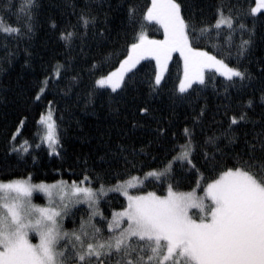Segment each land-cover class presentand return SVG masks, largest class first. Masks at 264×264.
Instances as JSON below:
<instances>
[{
    "label": "snow or ice",
    "instance_id": "snow-or-ice-1",
    "mask_svg": "<svg viewBox=\"0 0 264 264\" xmlns=\"http://www.w3.org/2000/svg\"><path fill=\"white\" fill-rule=\"evenodd\" d=\"M258 13L264 16V0H255V7L246 11L240 0H218L214 23L205 22L203 0H150L143 5L139 0L0 3L4 64L16 56L9 52L10 41L17 50L25 42V65H31L37 53L30 44L41 15H46L48 27L63 49V60L56 59L47 69L51 75L41 81L36 101L54 79L59 82L67 76V91L80 83L82 77L75 71L78 62L86 66L81 68L90 80L86 107L91 105L93 113L96 100L106 94L101 107L106 103L110 111L119 112L113 105L129 96L135 103L144 83L150 96L160 95L174 54L183 63L174 106L199 104L200 94L210 82L219 96L214 78H224L223 98L215 110H210L205 98L199 110L194 109L191 125L179 133L170 130V119L156 116L148 106H139L137 112L155 122L156 128L152 139L139 140V147L134 135L137 127L144 126L139 122L120 127L116 143L111 129H98L103 148L100 171L89 169L84 160L80 178L70 181L49 183L31 171L27 175L11 171L26 164L27 157L36 165L38 156L33 152L41 148L48 157L61 161V175L69 159L80 162L78 156H68L64 130L49 101L47 113L36 122L38 142L25 140L17 145L18 127L0 158V172L4 173L0 179V264H264V57L250 60L257 28L244 22L249 17L254 20ZM6 17L15 23H5ZM149 25H158L163 39L150 38ZM225 30L227 46L217 43L213 51L200 46L213 35L218 39ZM238 30L240 42L236 44ZM120 40L124 45L118 51ZM233 49L234 66L229 63ZM242 60L255 63L256 71L239 63ZM142 61H155L147 81L138 79ZM230 89L248 95L246 103L238 106L239 112L233 111ZM256 108L261 111L256 113ZM142 157L153 162L159 158L161 166L145 170ZM72 168L68 164V174L75 176ZM193 176L195 187L178 190ZM148 184L167 186L161 195L145 191ZM34 194H42L46 203H34ZM109 194L125 200L110 218L101 208ZM81 206L84 212L77 221L74 217ZM68 219L71 229L65 227Z\"/></svg>",
    "mask_w": 264,
    "mask_h": 264
},
{
    "label": "trees",
    "instance_id": "trees-1",
    "mask_svg": "<svg viewBox=\"0 0 264 264\" xmlns=\"http://www.w3.org/2000/svg\"><path fill=\"white\" fill-rule=\"evenodd\" d=\"M4 0H0L3 3ZM14 3L19 4L21 0H13ZM47 2V0H45ZM116 0H113L115 3ZM143 5L149 3L150 0H139ZM225 3L228 0H224ZM235 3V0H231ZM218 0H203L205 6V22L214 23L213 11ZM245 11L249 7L255 6V0H240ZM248 27H252L253 23L257 28L256 47L253 49V55L250 60L255 61L260 57H264V40H261V36H264V16L257 14V17H249L244 21ZM5 23L14 24V19L5 18ZM120 20L115 21V25H119ZM42 25V26H41ZM146 31L150 38L162 39V29H159L158 25H149ZM226 30L217 39L213 35L210 39H206L200 46L206 48L209 51H213V45L219 44L221 46H227L225 39ZM244 38H247L245 36ZM235 43L240 42V32L237 31L235 37ZM6 43L2 36H0V158L5 156L6 150L10 145V137L16 133L17 128H20V132L17 135V145H22L23 141L38 142L35 140V134L37 132V121L42 113L46 114L49 107V101H52V110L54 116L57 119V123L60 128L64 130L63 136L65 140V148L69 157L78 156L79 163H74L72 159L68 160V163L64 164L63 175H61V161L55 157H48L46 151L41 148L33 152V155L38 156V163L32 164V158L27 157V163H21L20 166L14 167L11 171L19 175H27L29 171L38 175L40 179H45L51 183L54 180H77L80 178L81 168L83 161L87 160V167L89 169H95L100 171L99 165L102 163L100 157L103 155V148L100 144V137L98 129L108 130L111 129L113 136V143H116V133L119 132L120 127L130 128L131 123L139 122L144 125L143 127H137L135 129V137L137 140V147L140 146L139 140L148 141L152 139V131L156 128L155 122L142 117L138 114L137 108L139 106H148L150 109L155 110L156 116H163L166 120L170 119L172 123L171 131L179 133L185 126L191 125V117L195 111L199 110V104H203L206 98L210 110L214 111L215 107L220 103L223 98V84L224 78L216 75L214 83L219 90L220 95L217 96L210 82L208 87L200 94L201 99L199 104L190 107L188 104L173 105L172 101L175 95V89L178 88L179 80L183 75L182 61L179 59L178 54L173 56L172 61L169 64L168 72L165 73V80L163 82L164 87L160 95H149V88L147 83H144L139 91L135 103L132 102L131 96L121 100L119 104H114L113 108L118 107L119 112L110 111L105 103L104 107L101 104L107 100V94L105 97L97 99L95 102V111L93 113V107L88 104L86 90L90 84V80L87 71H81V68H86L81 62L76 64L75 71L79 72L82 81L77 85H74L71 91H67L68 77L65 76L57 82L55 79L47 86L46 92L41 96L39 101L34 99V96L39 92L41 81L45 79L46 75H51L49 69L51 64L56 62V59L63 60V49L60 47L59 42L56 39L55 33L48 27L46 15H41L38 22L37 32L33 37L30 47L37 55H34L31 60V65H25L24 46L25 42H21L19 50L16 49V45L13 42L8 43L9 52H16V56L11 60L10 64H4V58L6 53L4 52L3 45ZM124 45V40H120L117 44V50L119 51ZM214 54H216L214 52ZM123 58L122 56L120 57ZM231 65H236L235 50L233 49V59L229 61ZM241 63L244 66H250L253 72L256 71L255 63L249 65L248 60H242ZM118 66V65H117ZM141 70L138 74V79L147 81L153 74L155 69V61H142L138 66ZM74 74V73H70ZM194 88L200 86L194 85ZM259 84L256 85L258 89ZM233 94V111L239 112L238 107L241 102L246 103L248 99L247 94H237L234 89H230ZM252 90L249 89V92ZM257 103L259 92H256ZM174 108V111H173ZM212 111L209 112V117L212 115ZM260 108H256L255 112L259 113ZM232 113L230 112L229 115ZM63 118L62 120L60 118ZM127 117V119H125ZM207 119V118H206ZM23 121V124H21ZM79 121V123H77ZM198 139L202 137L198 136ZM106 139V137H105ZM158 157L162 156V153H153ZM143 163L150 167H160L161 160L158 158L155 162L151 161L150 157H142ZM68 164H72V171L76 173L75 176L68 174ZM4 178V173L0 172V179ZM195 177H191L185 180L179 186L180 191H189L195 187ZM166 184L158 186L155 184H148L144 189L145 191H156L158 194L163 195L166 189ZM36 200L43 202V196L37 195ZM125 203V200L119 194H109V198L101 205L105 215L110 218L112 211L120 210L121 206ZM84 207L81 206L80 211L76 213L74 219H79L83 215ZM65 226L68 229L73 227L72 220L65 221Z\"/></svg>",
    "mask_w": 264,
    "mask_h": 264
},
{
    "label": "rangeland",
    "instance_id": "rangeland-1",
    "mask_svg": "<svg viewBox=\"0 0 264 264\" xmlns=\"http://www.w3.org/2000/svg\"><path fill=\"white\" fill-rule=\"evenodd\" d=\"M254 7H255V6H254ZM152 39H153V38H152ZM162 39H163V38H162ZM174 55H175V54H174ZM174 55H173V56H174ZM172 59H173V58H172ZM171 61H172V60H171ZM171 61H170V62H171ZM170 62H169V64H170ZM182 65H183V63H182ZM168 67H169V66H168ZM201 194H202V193H201ZM37 195H39V196H43L42 194H34V203H36V204H40V205L45 204V203H46V199L43 197V198H44V201H43V202L38 201V200H36V198H35ZM116 211H119V210H116ZM65 227H66V226H65ZM35 242H37V241H36L35 238H33V243H35Z\"/></svg>",
    "mask_w": 264,
    "mask_h": 264
}]
</instances>
